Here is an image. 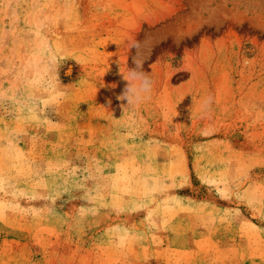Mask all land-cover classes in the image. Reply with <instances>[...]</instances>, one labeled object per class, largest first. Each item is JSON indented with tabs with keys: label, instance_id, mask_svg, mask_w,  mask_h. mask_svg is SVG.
Returning <instances> with one entry per match:
<instances>
[{
	"label": "rangeland",
	"instance_id": "1",
	"mask_svg": "<svg viewBox=\"0 0 264 264\" xmlns=\"http://www.w3.org/2000/svg\"><path fill=\"white\" fill-rule=\"evenodd\" d=\"M68 3L0 0V264H264V0Z\"/></svg>",
	"mask_w": 264,
	"mask_h": 264
},
{
	"label": "clouds",
	"instance_id": "2",
	"mask_svg": "<svg viewBox=\"0 0 264 264\" xmlns=\"http://www.w3.org/2000/svg\"><path fill=\"white\" fill-rule=\"evenodd\" d=\"M67 7L71 6L69 0ZM126 46L131 52L135 50L132 56L133 67H127V74L121 73L123 79L127 82L121 93L117 94V100L126 101L127 105H138L144 99L149 97L155 87V81L152 76L144 70L146 58L140 48L139 41L134 38H128ZM115 87V85H113Z\"/></svg>",
	"mask_w": 264,
	"mask_h": 264
}]
</instances>
